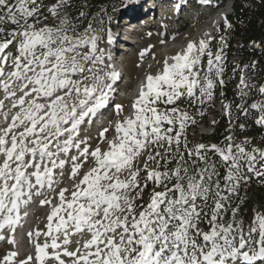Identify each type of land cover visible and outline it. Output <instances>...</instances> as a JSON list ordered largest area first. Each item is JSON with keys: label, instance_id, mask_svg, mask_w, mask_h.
Wrapping results in <instances>:
<instances>
[{"label": "snow or ice", "instance_id": "6c2138e0", "mask_svg": "<svg viewBox=\"0 0 264 264\" xmlns=\"http://www.w3.org/2000/svg\"><path fill=\"white\" fill-rule=\"evenodd\" d=\"M70 7L71 0H0V89L16 109L0 128V240L7 228L15 244L22 206L45 188L55 192L56 170L63 176L69 162L73 182L53 197L58 203L40 201L51 212L46 231L28 233L34 254L18 259L17 251H8L0 264L264 262V214L254 212L246 225L237 218L239 205H232L249 174L264 176V149L249 150L247 139L234 143L231 135L223 146L190 147L186 128L195 120L173 106L185 95L201 104L211 99L213 76L224 70L223 49L214 54L210 39L190 41L172 63L165 59L160 72L145 77L133 113L116 120L112 139L108 127L99 131L106 150L99 143L92 148L81 129L109 106L119 74L100 47L104 32L111 43V29L86 21L84 12L73 16ZM238 88L243 99L244 89L256 86L242 76ZM258 93L264 98V85ZM238 107L245 116L249 107L258 111L255 123L264 126V99ZM114 108L121 117L123 105ZM142 154L143 184L141 168H134ZM149 182L155 185L149 200L137 203ZM85 231L90 238L69 250L70 236Z\"/></svg>", "mask_w": 264, "mask_h": 264}, {"label": "trees", "instance_id": "16d2710c", "mask_svg": "<svg viewBox=\"0 0 264 264\" xmlns=\"http://www.w3.org/2000/svg\"><path fill=\"white\" fill-rule=\"evenodd\" d=\"M111 2L113 0H71L69 11L73 16L84 12L86 21L95 20L96 22L98 16H101ZM231 2L234 13L228 16V26L222 28V37L227 44L224 51L225 54L228 53L227 57L239 55L247 58L246 66L248 67L243 68V74L246 82L249 85H255L256 88H245L244 92L247 95L241 99V90L235 84L236 81H230L226 73L221 94L227 102L228 116L218 115L214 124L205 121V125L210 126L212 131L208 134H200L197 140L194 137L188 138L186 133L190 147L201 143L222 146L227 141L225 137L229 135L251 137L254 142L261 144L264 139H259L264 134V126L255 123L260 113L249 107L248 115L245 116L238 107V105L247 107L254 101L264 99L258 93V87L264 85V0H231ZM226 63L225 61L224 72L226 70L230 72L231 67ZM217 92L219 93V90ZM241 124L245 125L243 129L240 128ZM210 155L214 156V153L210 152ZM261 170L264 171V169ZM154 186V183H149L148 190ZM237 204L240 208L237 218H243L245 223L249 220L251 208L258 205L264 209V176L249 174L247 182L240 185L238 194L232 198V205ZM225 219H230V213ZM202 225L208 230L207 224L202 223Z\"/></svg>", "mask_w": 264, "mask_h": 264}, {"label": "rangeland", "instance_id": "374dc122", "mask_svg": "<svg viewBox=\"0 0 264 264\" xmlns=\"http://www.w3.org/2000/svg\"><path fill=\"white\" fill-rule=\"evenodd\" d=\"M128 1L129 0H113V2L110 3L108 8H106V10L104 9L101 16L100 15L98 16V19L96 20L97 22L96 26L103 27L105 29L110 28L111 33H115L117 31L116 25L119 24L118 22L121 23L120 14H122L123 11H125L126 3ZM230 2L231 0H228V2H224L222 5H220V7H218L219 11H217L218 15L216 17L221 20V23H219V26L224 25V24L228 25L229 23L227 18L225 20V17H227L225 16V13L229 14V12L231 11ZM194 6L195 5L193 4V7ZM194 11H195V8H192V10L188 11V16L186 19L178 20L177 27L166 26L165 31L163 27L160 29H153L151 31L153 34L150 33V36L148 35L149 39L152 40L153 43H155L159 47L158 49L155 50L154 53L149 55L146 62L143 63L141 59H138L139 61L138 68L140 69L139 76H143V75L147 76L149 73L155 75L156 73L160 72L162 70L164 60L168 59V62L172 63L170 57L175 55L177 52L183 51L186 48V45L188 44V42L190 41L199 42L200 40L209 41L210 39V48L214 54L220 51L221 48L223 49V46L219 44V41L217 40V35H216L218 34V32H220V27H218V25L216 24L214 28L212 19H211V17L213 16L210 13H200L199 10H197V12L193 14V16H190L191 12H194ZM182 20L184 21V25L180 24L181 23L180 21ZM181 28H185V30L183 29V31L181 32ZM211 30L213 31L211 32ZM165 33L167 34V37L163 38V35ZM102 35H103V38L107 37L106 32L102 33ZM225 46L226 45H224L222 55L224 56V60H226L227 62L226 64H228L231 67L230 72L226 70L227 78L230 81L231 80L236 81L235 84H237L238 86L240 84L242 74L237 75V73H242L243 68H245V66L247 65L246 64L247 58L241 57L239 55L227 57L228 53L225 54V51H224ZM100 47H102L105 50L104 46H100ZM204 62L206 65L205 58H204ZM213 80L215 84V82L221 81L223 79L220 78V76L214 75ZM224 100L225 99H223V95L221 94V91L219 92V95L216 94L215 87H214L213 95L211 99H205L203 104L199 103L196 100L191 99L190 101L192 102V104L197 105V106H194V107L185 106L180 109L181 111H187L188 114L195 120L194 125L189 124L186 128V133L188 134V138L194 137L197 140L200 134H208L211 132L212 128L210 126H206L204 122L208 121L209 124H214L216 123V117L218 115L222 113H226V105H225L226 101ZM120 103H121V100L117 102V104L121 105ZM15 111L16 109H13L12 105L5 107L3 110L0 109V128L7 126V123L11 121V115L14 114ZM5 116H7V121L5 120ZM112 134L114 133L112 132ZM260 138L261 139L264 138V134H262V137H259V139ZM245 139H247L250 142L248 146L249 150L251 149V147H258V148L264 149V139L261 144L260 142H254L251 137L249 138L246 136H236L233 142L241 143ZM106 148H107V145L104 143V147L102 148V150H106ZM144 156L145 155L142 154L140 157H138L134 161V168L135 167L141 168V172L139 176L141 184L144 183V180L146 177V172L142 170L143 161L146 158ZM154 167L155 165L150 162L149 168H154ZM84 171H87V169ZM69 172L68 174H66V176H64L65 179L67 180L66 181L67 183H65L64 187L69 186L71 188L73 182L68 178ZM82 174H83V171L81 172V175ZM127 176H128L127 171L121 174L122 179L126 178ZM56 179L57 181L61 179L59 172L57 173ZM144 196H147V195L143 194L142 199H144ZM140 202H142V200L137 201V203H140ZM251 212H252V216H251L252 218H253L254 212L264 214V211L258 205L255 206L251 210ZM250 223L251 221L248 224Z\"/></svg>", "mask_w": 264, "mask_h": 264}, {"label": "bare ground", "instance_id": "6f19581e", "mask_svg": "<svg viewBox=\"0 0 264 264\" xmlns=\"http://www.w3.org/2000/svg\"><path fill=\"white\" fill-rule=\"evenodd\" d=\"M142 1H146V0H142ZM125 14L127 15V18H128L129 13L125 12ZM120 21L122 24L120 22H118L119 24L116 25L117 31H116V33H114V35L116 37V41L114 43V50H116V52H120L122 50V48H121L122 42L130 35V33H129L130 27L128 25V22L124 21L123 19ZM212 21H213V19H212ZM5 107H7V106L5 104H3V107H1V109L3 110Z\"/></svg>", "mask_w": 264, "mask_h": 264}]
</instances>
